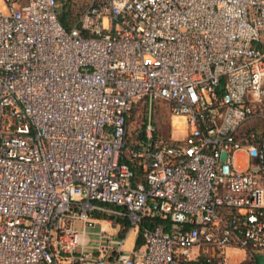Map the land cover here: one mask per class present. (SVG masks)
Segmentation results:
<instances>
[{
  "label": "built area",
  "instance_id": "built-area-1",
  "mask_svg": "<svg viewBox=\"0 0 264 264\" xmlns=\"http://www.w3.org/2000/svg\"><path fill=\"white\" fill-rule=\"evenodd\" d=\"M79 2L0 0V264L264 252V0Z\"/></svg>",
  "mask_w": 264,
  "mask_h": 264
},
{
  "label": "rangeland",
  "instance_id": "rangeland-1",
  "mask_svg": "<svg viewBox=\"0 0 264 264\" xmlns=\"http://www.w3.org/2000/svg\"><path fill=\"white\" fill-rule=\"evenodd\" d=\"M70 2H72L70 5L72 6L73 9V18H78L80 15V11L82 10L81 6H78L77 1L78 0H69ZM68 1V2H69ZM79 5H81L82 0H79ZM61 3V2H60ZM62 6L63 4L61 3L59 10L62 11ZM139 109H136L134 112L133 117L131 118V124H130V129L132 130L133 134H134V130L136 127H139V125L142 123V118H143V114L139 115V118H137V111ZM155 112H156V121L158 124V127L160 129V132L163 135H168L171 131V127H170V123H169V113H170V106L167 102L165 101H156L155 103ZM176 136L178 134H175ZM92 217L95 218H100L99 214H93ZM75 227L78 228L79 230L82 229V225L80 222H76L75 223ZM111 226H108L107 223H105L104 220H98L95 224L94 227H88L87 228V235L89 236V238L91 239V243L89 245L88 250L94 251L93 245L95 244L94 240L97 238V233L101 230H110ZM230 252H232V250H230ZM243 254V255H242ZM261 254V255H259ZM259 255V264H264V252L263 251H256V252H252V253H238L235 255H232L230 253V258H229V262L230 263H242V264H246L249 261H253L255 262V258ZM244 258V260H243Z\"/></svg>",
  "mask_w": 264,
  "mask_h": 264
},
{
  "label": "trees",
  "instance_id": "trees-1",
  "mask_svg": "<svg viewBox=\"0 0 264 264\" xmlns=\"http://www.w3.org/2000/svg\"><path fill=\"white\" fill-rule=\"evenodd\" d=\"M59 1L63 4L62 11L61 10L59 11L60 20H61V22L63 23V25L67 29H71L75 25V23L77 22L79 17L76 19V18H73V16H72V14H73V9H72V6H71L72 2H70L69 0H59ZM80 14H81V11H80ZM142 103L143 102H140L138 104V106L142 105ZM140 177H141V172H140L139 169H137L136 170V175L134 177V182L139 181ZM160 222H161V220L158 219V218L155 219V220L147 219V220L144 221L143 224L147 225V226H150V227H153V226H155L156 224H158ZM125 225H126V229L121 233L122 235H125L126 230L130 228V224L127 221L125 222ZM142 227L143 226H141V230L139 231V234H138L137 247H139L142 244V242H143L142 232H141L142 231ZM259 255H261V254H259ZM259 255L255 258V262L253 260V261L247 262L246 264H251V263L252 264H259ZM183 264H202V262L201 261H198V262L194 261V262H185ZM239 264H242V263H239Z\"/></svg>",
  "mask_w": 264,
  "mask_h": 264
},
{
  "label": "crops",
  "instance_id": "crops-1",
  "mask_svg": "<svg viewBox=\"0 0 264 264\" xmlns=\"http://www.w3.org/2000/svg\"><path fill=\"white\" fill-rule=\"evenodd\" d=\"M105 223H107L108 226H111L107 221H105ZM110 231H113L112 226L110 227ZM138 234H139L138 230L133 229L127 235H125L126 236V242H125V248L126 249L130 250V249L134 248L135 246H137ZM229 253H231L232 255H235V253L233 251L230 252V250H229ZM243 260H244V258H243ZM228 264H232V263H230L228 260ZM233 264H236V263H233Z\"/></svg>",
  "mask_w": 264,
  "mask_h": 264
}]
</instances>
